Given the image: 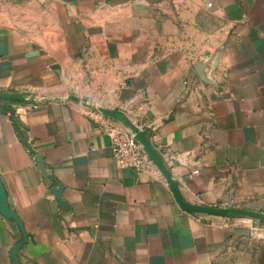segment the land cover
<instances>
[{
    "label": "crops",
    "instance_id": "crops-1",
    "mask_svg": "<svg viewBox=\"0 0 264 264\" xmlns=\"http://www.w3.org/2000/svg\"><path fill=\"white\" fill-rule=\"evenodd\" d=\"M0 93L37 99L0 100L18 264H264V222L182 210L97 110L148 132L188 203L264 214V0H0ZM21 239L0 215V264Z\"/></svg>",
    "mask_w": 264,
    "mask_h": 264
},
{
    "label": "water",
    "instance_id": "water-1",
    "mask_svg": "<svg viewBox=\"0 0 264 264\" xmlns=\"http://www.w3.org/2000/svg\"><path fill=\"white\" fill-rule=\"evenodd\" d=\"M70 99L74 101H78L79 99L76 97H70ZM0 100H6V101H17V102H32L36 101L37 99L35 97H30L28 95L23 94H9V93H0ZM41 101H49L47 99H40ZM85 102V101H83ZM99 113H101L103 116L111 117L122 123L127 129H129L135 136V139L142 145L145 153L147 154L150 161L154 163V165L157 166L160 173L166 180L175 200L179 204L182 210L192 213V214H198V215H208V216H219L224 218H232V217H245L254 219L257 221L264 222V214L247 211L239 208H232V207H206L201 205H193L191 203H188L183 197L179 189V184L172 175V173L168 170L166 167V164L164 163V160L161 158L158 151L154 148L152 145L150 138L148 136V132L146 130L141 129L134 123L130 122L120 111L117 110H110L106 108L99 107L97 109ZM36 162L40 165L41 173L44 178V180L52 184L50 175L47 174L46 168L44 165V161L41 157H36ZM50 193L59 201H61V193L58 188L52 187ZM0 215H2L4 218L14 221L22 234V239L19 241V243L14 247L13 249V260L15 264H18V258L17 255L20 252L21 248L24 246V244L27 241V234L18 219V216L14 211L10 209V207L7 204V198L5 190L2 186V183L0 182Z\"/></svg>",
    "mask_w": 264,
    "mask_h": 264
},
{
    "label": "built area",
    "instance_id": "built-area-1",
    "mask_svg": "<svg viewBox=\"0 0 264 264\" xmlns=\"http://www.w3.org/2000/svg\"><path fill=\"white\" fill-rule=\"evenodd\" d=\"M208 6L212 5L209 3ZM37 107L38 104L32 106L34 109ZM105 132L111 140L112 154L120 168L140 171L150 165L151 161L142 145L129 129L119 130L112 126H106ZM196 174L198 171L193 172V175Z\"/></svg>",
    "mask_w": 264,
    "mask_h": 264
}]
</instances>
